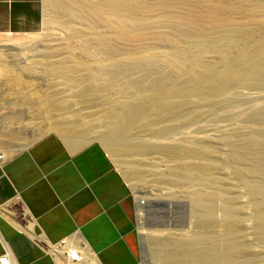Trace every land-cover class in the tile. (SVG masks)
<instances>
[{
    "label": "bare ground",
    "instance_id": "obj_1",
    "mask_svg": "<svg viewBox=\"0 0 264 264\" xmlns=\"http://www.w3.org/2000/svg\"><path fill=\"white\" fill-rule=\"evenodd\" d=\"M188 1L44 0L43 27L65 35L57 41L62 34L53 37L55 31L49 29L45 38L44 34L31 36L34 41L39 35L44 38L39 56L47 67L48 90L34 88L37 109L25 122L30 127L41 119V128H37L41 135L50 128L60 129L72 148L97 136L116 160L127 166L133 183H150L165 191V196H183L181 191H187L189 196L185 197L192 199L191 228L153 231L166 237V255L172 264H238L237 246L228 235L233 233L234 224L220 225L228 233L223 239L220 234L212 235L210 224H204L205 216L214 210L207 205L206 191L200 185V178L206 181L204 177L214 170L206 160L209 148L190 144L180 129L185 114L189 120L197 118V108L224 106L233 111L227 107V98L234 89H264V30L252 27L257 16L264 22V0H250L247 5L240 0ZM32 41L28 50H35L33 44L38 41ZM5 67L0 74L25 85L17 74L11 76L15 68ZM257 109V114L264 116V108ZM23 118L16 114L0 117V158H7L11 149L5 139L11 143L22 136L27 123L18 130L12 127ZM262 167L257 169L262 172ZM235 172L237 177L250 173ZM197 175L198 184L197 177H192ZM144 195L141 190L135 192L139 232L148 233L145 226L151 206L143 205L149 204ZM263 208H258L262 218ZM263 230L260 234L264 236Z\"/></svg>",
    "mask_w": 264,
    "mask_h": 264
},
{
    "label": "crops",
    "instance_id": "obj_2",
    "mask_svg": "<svg viewBox=\"0 0 264 264\" xmlns=\"http://www.w3.org/2000/svg\"><path fill=\"white\" fill-rule=\"evenodd\" d=\"M44 0H0V35L36 34ZM43 18V19H42ZM137 201L99 142L48 133L0 158V258L11 264H144ZM77 248L83 257L69 263Z\"/></svg>",
    "mask_w": 264,
    "mask_h": 264
},
{
    "label": "rangeland",
    "instance_id": "obj_3",
    "mask_svg": "<svg viewBox=\"0 0 264 264\" xmlns=\"http://www.w3.org/2000/svg\"><path fill=\"white\" fill-rule=\"evenodd\" d=\"M240 1L243 5H245L246 3L248 4L250 0H240ZM191 2L193 4V1ZM191 2L190 0L188 1L189 4H191ZM256 15L258 14L256 13ZM257 17L254 18V20L252 21V24H253L252 27L254 28L258 27L259 29L263 28L264 30V22L260 21V19L258 20ZM255 19H257L258 21H256ZM51 28L52 27L45 29L43 27L42 30L45 29L46 34L44 32L45 30L44 31L41 30L40 32L36 33V35L44 34L41 36L43 37L47 36L49 35L48 31L50 29L53 32L55 31V33L53 34L50 31L53 37L54 35L58 37V35L62 34L60 37H58L59 39H57V37L55 36L57 41H61L64 38L65 33L64 32H63L64 34L61 32L57 33L58 31H56L53 28L52 30ZM19 35L20 34L0 35V69L3 68L2 74H4V71L6 69L5 66L7 67L11 66L10 67L11 71H13L15 68L14 70L15 72L13 71L11 73V76L13 75V73H15L17 74V77L19 78V80L25 81V85L22 86L21 83L16 84L15 82H13V78H12L13 76L11 77V79H9L8 77H5V75L0 74V113H1L0 117H2L3 115H14V114L18 116L19 115L23 116L24 118L22 119L23 121L22 123L14 121L15 124H13L12 128L16 130L22 127V126L20 127V125L25 126L23 123L25 124L27 123V126H25L23 130L22 136L18 138L17 140L15 139L16 141L13 140V142L10 143L8 142V138L5 139V141H7L6 144L11 145V149L7 150L9 156L25 149L26 147H28V145L32 144L34 141H36L37 139L41 138L42 136L48 133L58 134L69 145V143L66 140V137L63 136L64 134L62 135L63 132L60 129L52 128L51 130L50 128L48 130H45L46 133L45 131H42V135H41L39 129H37V128H41V124H40L42 123L41 119L37 120L36 125H30V127H29L28 122H25L28 120V116L30 115L29 113L37 109L38 100L35 96L37 93L36 90L40 92L47 91L48 88L46 87H48V84H47L48 79L46 78V75L44 74L45 73L44 71L47 70V67L45 68L44 67L45 65L40 63V59L42 56L41 55L39 56V54H42L40 49L43 48L44 46V43L42 42V40L44 41L45 37L43 38L39 35V39H35L34 41L31 38L35 34L34 35L28 34L30 37H28V35H22V34L20 36ZM31 41L34 43L37 42L33 44L34 45L33 48L35 50H33L32 48H31L32 50H28L29 46H27V44ZM250 41L247 42L249 45L251 44ZM168 42L169 40H166V43ZM23 43L26 44V46ZM37 44H41V45H37ZM1 54H3L4 56ZM27 65H29V67ZM30 70L32 72H30ZM19 71H20V74H19ZM21 75H22V78H21ZM10 81H11V84H10ZM11 85L15 86V88ZM30 85H33V86H30ZM41 86L42 88H46V89H42ZM34 88H36V90ZM11 90H14L17 95H14V96L11 95L12 93ZM237 90L234 89L231 92L232 94L228 96L229 99L227 98V100H229L230 103L227 104L228 106L227 105L226 106L228 108L234 109L233 111H236L239 114L236 115L235 112L229 109L226 111L227 108L224 106H221L219 108L215 107L216 109H214L213 107H205V110H203L204 107L201 108L202 110L200 109L198 110L197 108L196 114L198 116L196 119L198 121L196 119L193 121L189 120L187 118V114H185L184 112L186 118L191 123L189 121H186L187 119L185 118V116H181V118H185V122H184L185 124H183L184 126L180 130L181 132H184L187 135L186 137L189 138L188 141L185 138L187 142L191 140L189 142L190 144L196 145L199 148L203 147L205 150L206 149L208 150L209 148L208 150L209 155L207 156L206 160H208L207 163L212 164L211 165L212 167L214 166L213 172L208 173L204 177V179L206 178V181L205 180L203 181L202 180L203 178H200L199 176V178L201 179L200 185H203V188L206 191V196L204 197V199L205 201H208L207 205L212 206L214 209L212 213L205 216L204 224H210L209 226H210V231L212 232V235L220 234L222 236V239L224 237L227 238L228 235H230V238L232 237L235 245L237 246V250L239 252L238 259H237L238 264H264V236L260 234V232L264 229V218H262V216L259 213V209H258L261 206L262 208L264 207V189H263L264 188V185H263L264 171L260 172L261 170L260 167L264 166V119H263L264 116H259L257 114L259 111V109H257L258 107L261 106L264 108V89L263 90L256 89L254 91L253 90L243 91L241 89H237ZM32 92H35V93H32ZM248 94H251V95L247 96L248 97L247 98L246 95ZM234 97H236L235 100H234ZM242 97H243V100L241 99ZM232 104H234L233 107L235 106V108L239 106L237 110L232 107ZM221 112H224V113H221ZM226 112H229V113H226ZM242 112L244 114L243 117L241 116ZM184 114L182 113L181 115H184ZM238 115H240L241 117ZM183 129L185 130L182 131ZM91 140L92 141L89 140V142H94V141L99 142L106 149V151L112 157L117 168L120 170V172L123 174V176L127 180L133 192L134 197H135L136 191L141 190L144 192L145 194L144 196L147 197V199H149V204L145 205V203H143L144 206L149 207L151 206V203H156L159 207V211L163 213L164 215H166L167 218L165 220H168L170 224H174V221H175L173 219L174 212L178 209H181V210L183 209L184 210L183 215L186 221L188 222L187 223L188 225L186 228H182V230L184 229L187 230L191 228L190 226L191 219L189 218V213L191 212V209H190L189 204L192 199H190L191 197L187 198L189 196V195L187 196L188 194L187 191L182 190L181 193L179 191L178 193H180L184 197L178 194V196L175 195L176 196L175 198V196L174 197L167 196V195L165 196L164 194L166 193L165 191L163 190L160 191L157 188L155 189V187H151L150 185L152 184L150 183H144L143 185L141 183H138L139 185H137L136 183H133V181L130 180L127 175V166L119 163L116 160V158L111 154V152L107 148L105 142L97 136H95ZM235 145L236 147H234ZM259 160H262L261 164L263 165L260 164ZM132 161H136V158H134V160ZM195 161H199V160H194V162ZM257 168H259L260 170ZM244 170L249 171L250 173L246 174L244 177H240V176L237 177V174L236 176L234 175L236 173L235 171L238 172V171H244ZM254 170L255 171L257 170V172H255ZM262 170H264L263 167H262ZM192 177L193 178L197 177L195 178V180H197L196 183L198 184L199 183L198 175L192 176ZM254 188L255 189L257 188L256 191L260 190L261 192L260 191L259 192L260 194L261 193L262 194L260 195L259 192L257 193ZM185 195L187 197H185ZM137 206H138V203H137ZM138 221L139 219H138V210H137L136 212V223L137 224L136 225H137V229L139 230ZM224 223L234 224V229L232 230L233 233L230 232L233 235L230 233L228 234L226 231L222 229L220 225ZM235 225L237 229H235ZM165 229L173 230L176 228L169 226V227H163V228L159 227V228L148 229V233H147L149 236L148 257L142 255L141 253L142 258L146 261V264H172L168 260L167 255H166L167 253L166 245L167 244L164 241V238L166 237H164L161 234L159 235L157 233H153V231L158 232L159 230L164 231ZM177 229L181 230L180 228H177Z\"/></svg>",
    "mask_w": 264,
    "mask_h": 264
},
{
    "label": "water",
    "instance_id": "obj_4",
    "mask_svg": "<svg viewBox=\"0 0 264 264\" xmlns=\"http://www.w3.org/2000/svg\"><path fill=\"white\" fill-rule=\"evenodd\" d=\"M151 210L149 213V220L146 224L147 229L152 228H163V227H175V228H186L187 227V221L184 217V210L178 209L173 214L174 224H170L168 220H165L167 217L163 213L159 211V207L156 203H151ZM139 225V224H138ZM139 244L142 255L148 257L149 252V236L147 233H141L139 232ZM144 264H146V261L142 258Z\"/></svg>",
    "mask_w": 264,
    "mask_h": 264
},
{
    "label": "built area",
    "instance_id": "obj_5",
    "mask_svg": "<svg viewBox=\"0 0 264 264\" xmlns=\"http://www.w3.org/2000/svg\"><path fill=\"white\" fill-rule=\"evenodd\" d=\"M66 256L68 257L69 263H79L83 259L79 250L77 248H74V247L68 249ZM0 264H11V261L5 255V256L0 258Z\"/></svg>",
    "mask_w": 264,
    "mask_h": 264
}]
</instances>
